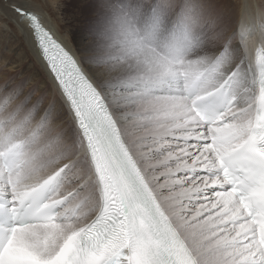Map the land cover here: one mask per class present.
Masks as SVG:
<instances>
[{
    "label": "rangeland",
    "instance_id": "obj_1",
    "mask_svg": "<svg viewBox=\"0 0 264 264\" xmlns=\"http://www.w3.org/2000/svg\"><path fill=\"white\" fill-rule=\"evenodd\" d=\"M1 1V6H7L9 2L10 4L19 2L18 0ZM28 1L42 4V12H49V16L57 21L56 24L62 29L66 26L79 33L98 32L102 34L104 40L110 42L117 37L112 35L111 39H108L106 34L109 29H125L126 32L133 33L134 41L141 39L147 46L159 50L165 47L169 53H180L185 58L195 55L197 49L203 45L199 41L207 38L206 31L204 38L205 25L212 33L217 31L221 34L224 31L216 25H213L211 30V22L208 23L209 16L202 13L197 0H20V6ZM210 2L212 4V0L206 2L208 10ZM1 6L0 15L4 17L0 16L2 19L0 22L5 27H0V147L24 142L27 169L24 168L20 178L17 175L19 184L51 172V168L56 163L69 162L67 172H62L63 182L62 187L60 186L62 192L70 189L66 195L69 201L68 209L74 208L75 204L80 212L87 200L97 208L100 200L99 192L94 180H91L87 173L86 167L89 164L83 152V142L75 121L44 73L35 54L29 55L20 44L22 41L17 34L18 28L10 21L11 17H7ZM225 8L224 6L223 10ZM214 14L210 15V19H216L217 14ZM262 17L264 19V14ZM260 30L264 31V28L260 27ZM65 33L62 30L61 34ZM231 33H235V28ZM162 34L166 37L163 41ZM225 35L227 33L223 35L222 45L227 46L234 40L229 34ZM124 40L130 45L128 36L125 35ZM112 48L118 49V46ZM98 64L101 65L100 62ZM90 69L99 79L96 68ZM161 76L158 71L143 70L133 76L127 74L113 78L111 82L107 81L100 86L108 93L109 90L128 92L130 88L127 85L138 87L139 106L133 104L126 106L121 99L114 101L111 98L110 103L108 102L109 107L118 118V126L125 142L142 170L147 175H151L150 185L153 191L162 199L161 202L175 225L178 222L176 227L190 246L198 264H252L251 261L256 258L254 256L251 260L241 259L242 255H247L246 252L250 250L247 245L249 239H246L249 235L248 231L244 234L238 233V228L246 221L233 219L222 227L219 224L222 219L219 218L218 221V217H215L217 211L223 207L219 206L220 201L225 200L227 194L222 184L210 186L208 183L218 177L215 170L210 169V159H207L211 157L215 166L214 158L206 143L208 138L206 131L202 128L204 131L202 138L190 136L193 131L199 129H193L197 124L193 121L188 100L181 102L182 94L177 91L164 92L151 89L161 86ZM168 97L172 99L170 103L166 102ZM179 103L182 108L179 107ZM176 105L177 114L173 118L170 107ZM123 116L128 119L123 121ZM244 127L245 125L240 127L241 130ZM185 135L189 137L180 138ZM190 143H197L201 147L195 150L190 147ZM78 165L82 167L85 177L79 175L81 169ZM204 180L209 185L206 184L204 188L202 185L200 191L198 185ZM217 180L220 182L219 178ZM4 182L0 177V183ZM63 186L68 187L63 188ZM84 218L87 216L82 215L78 220L82 222ZM59 224H67L68 227L76 229L79 225L77 215L74 219ZM227 226L233 230H225ZM26 242L28 245L31 243ZM17 244L22 246L20 255L28 257L29 253L24 251L22 242L17 239ZM254 245L252 243V246Z\"/></svg>",
    "mask_w": 264,
    "mask_h": 264
},
{
    "label": "bare ground",
    "instance_id": "obj_2",
    "mask_svg": "<svg viewBox=\"0 0 264 264\" xmlns=\"http://www.w3.org/2000/svg\"><path fill=\"white\" fill-rule=\"evenodd\" d=\"M18 1L19 2H17L16 4L15 3L10 4L9 2L7 6L0 5L1 9L5 12V14H7V17H11L9 18L10 21L16 24L18 28V32L17 31L16 32L17 34L20 35L22 41V43L20 42V44H22L23 48L27 51L29 55H31L32 53L35 54L37 61L43 67L44 73L47 75L48 79L50 80V82L53 84L54 88L58 92L64 105L67 107L70 116L74 119L77 130L80 133L83 142V152L85 145L84 139L81 135V131L78 128L76 120L73 116V115L77 116V112L75 110L72 111L70 109L69 107L70 98L68 94L64 91V88L58 76L51 68L50 63L48 62L46 56L44 55L41 48L38 46L35 39L34 29L30 25V20L27 17H26L27 19L25 18V13L27 12L36 14L38 21L41 23L42 27L44 29H47L48 32L51 33L53 38L59 40L67 49H69L75 55V57L78 59L83 69L88 73V75L92 78L94 84L98 87L104 99L107 100V103L108 102L110 103V100L112 98L114 101H117V99H121V101H123L124 104H126V106H130L132 104L134 106L140 105V100L137 98V90H138L137 86L131 87L130 85H127V87L130 88L128 92H123L119 90H109V93L111 94L110 97V94L106 92L105 89H102L100 84H104L107 81L111 82L113 78H118L120 76L127 74L133 76L135 74H138L139 72H142L143 70H148V72L158 71L162 74L160 79L161 86L151 87L152 90L154 91L162 90L164 92L177 91L179 94H182L181 86H180L181 75L184 74V76L187 77L188 79H192L199 72H201L205 68H208L203 85L204 92L214 88L226 76L230 75L233 83L234 96H238L237 103L235 107L232 109V111L233 112L238 111L240 115L236 118V120L232 124L230 123L226 126H228L230 131L236 130L238 132L241 131L240 127L244 125L245 127L249 128L251 122L250 121L248 122V119H250V117H252L253 115V110L255 107V97H256V82H255L256 74L254 69L256 48L259 45L264 47V31L263 30L259 31L260 27L264 28V19L262 17V14H264V0H212V4L210 2L209 10L206 4L207 0H197L199 2L198 5L199 9H202V13L204 15L209 16L208 23L211 22V30L213 25H216L218 28H221L224 31L221 34H218L217 31L212 33L210 32V28L206 29L207 25H205L203 29L204 38H205V31L207 33V38L202 41H199L200 44L202 43L203 45H201V47L197 49L195 55H192L191 57L188 58L182 57L180 53L177 54L169 53L168 52L169 50L168 51L165 50L166 54L162 53L161 50L157 49L156 47L147 46L146 44H144V42L141 41V39H137L136 41H134L133 33H131L130 31L126 32L125 29L123 30L117 28L116 29L108 28L109 31L108 34H106V36H108V39H111L112 35L117 37L114 38L112 42L104 40L102 38V34L98 32L93 33L86 31L79 33L74 31L72 28L66 26L62 29L58 24H56L57 21L55 22L54 19H52L51 16H49L48 14L49 12L48 13L42 12L43 10L42 9L43 7H41L42 4L38 3L37 1H30V2L28 1L25 3V5L20 6L21 2L20 0ZM34 2H36V4ZM0 3H2V1ZM224 6L226 7L225 10H223ZM53 12H55V10ZM213 13H215L214 15L217 14V16L215 17L216 19H214L213 17H212L213 19H210L211 18L210 15H212ZM0 16L4 17V15H0ZM1 26L3 25L0 22V27ZM3 27H5V25ZM234 28H235V33H231ZM62 30L66 32L63 35L61 34ZM225 33H227V35L229 34L230 35L229 37L232 36L234 40L227 46H224L225 44L222 45L223 42L222 39L224 38L223 35ZM125 35L128 36L130 45L125 42L124 40ZM96 36L99 37V39ZM71 37H75V38H71ZM94 38L96 39L94 40ZM242 39H244V41ZM130 41H133V43ZM115 45L118 46V49L112 48ZM201 48L204 50L201 51L200 50ZM244 54L246 55L245 56L246 58L244 57ZM96 59H98L99 61H97ZM98 62H100L101 65H99ZM103 62H106V64L103 65L102 64ZM90 68H96L97 76L99 77V79L92 74ZM124 94H128V96H123ZM181 96H182L181 102H186V99L184 98L183 94ZM171 101L172 99L170 97H168L166 100L167 103H170ZM180 104L181 103H179V107L182 108ZM176 107L177 105L170 107L171 115L173 118L177 114ZM250 108L251 111H249ZM190 113L191 115L193 114L191 110ZM115 118L118 121V118L116 116ZM192 118L195 124H197L196 126L193 125L194 126L193 129H199V130L193 131L190 134V136L192 137V135H194L196 137L202 138V135L204 134V131H202L203 127L201 124H199V121L196 119L194 114L192 115ZM127 119L128 117L125 116H123L122 118L123 121H126ZM232 125L234 126L233 128ZM121 134L123 133L121 132ZM182 137L187 138L189 136L185 135V136H181L180 138ZM123 139L125 138L123 137ZM190 144H191L190 147L194 148L195 150H198L199 147H201V145H198L197 143H190ZM208 150L206 148V151ZM85 155L89 164L88 167H86L88 168L87 173L89 175V178H91V180H94L97 186L99 192V199H100L99 206H100L101 203L100 186L96 176L93 173L91 161L86 153ZM207 159H210L209 162L210 163L209 166L211 167L210 169L212 171L213 170L216 171L217 168L215 167L216 165L215 166L213 165L212 158L207 157ZM78 167L81 169L79 175L85 177V173L82 167L79 165ZM84 167L85 166H83V168ZM68 168H69V162L63 161L61 163H56L51 168V172H47L45 175L39 176L33 180H29L26 183H20L16 188H14V190L17 192H21L30 189L36 186L41 181L48 178L55 171L60 170L59 172L62 175V172L63 173H65V171L67 172ZM197 168L200 169L202 167H197ZM25 169L27 168L25 167ZM23 171L24 169H22L18 173L19 178L22 176ZM143 173L147 177V180L149 181L150 184V181L152 179L150 177L151 175H147L146 172L144 171ZM2 175L3 173L0 170L1 178ZM217 179H215L216 181L212 180L208 182L210 183V186H212L213 184H222L225 188L226 184L224 183V181L220 180L219 182ZM208 183L206 182V180L201 181V183L198 185L199 190L202 191L201 186L203 185L202 188H204ZM210 186L208 188H210ZM6 187L7 186L5 185V182L0 183V191H5ZM64 187L65 186H63V188ZM61 189L62 188H59V192L57 193V197L59 198L67 195L68 191L70 190V189L68 190L65 189L62 192L63 189L62 190ZM66 190L67 192H65ZM226 194L227 195L225 200L222 199L219 203V206H223V207L220 210H218L217 213L215 214V217H218V221L219 218L222 219V222H219V224L222 227L223 224L228 225L227 223L230 220L244 219L245 217L241 209L234 204L233 200L231 199V195L227 191ZM155 195L161 202L162 199H160L156 193ZM78 199L80 200L79 197ZM99 206L95 208L94 204L90 200L85 201L84 207L77 214V223L79 225L76 226L78 228L75 227L76 229L72 227H68L67 224H59V223L37 224L35 226H28L24 228L22 233L18 237V240L22 242L24 251L29 253L28 255L29 258L47 261L52 257L57 247L69 234H71L73 231L79 228L85 227L86 225H88L90 221H92ZM64 209H68V207L65 206ZM82 215L87 216V218H84V221L80 222V220L78 219H80V216ZM251 226L252 225L246 221V223H243L241 227L239 228L237 227L239 230L238 233L240 234L246 233L249 230L248 228H250ZM225 230L232 231L233 229L227 226ZM26 236L27 239L25 240ZM233 238L234 237H232V239ZM246 239H248V237ZM26 241L31 243L28 245ZM248 249L250 250L246 252L248 253L247 255L246 254L242 255L243 253L240 254L242 255L241 257L242 261L248 260V258H250L249 260H251L254 257L256 258L252 261H256L258 258V254H257L259 250L258 247L256 245L252 246V244L248 243ZM252 256L254 257L252 258ZM120 264H126V262L122 261V263Z\"/></svg>",
    "mask_w": 264,
    "mask_h": 264
},
{
    "label": "water",
    "instance_id": "obj_3",
    "mask_svg": "<svg viewBox=\"0 0 264 264\" xmlns=\"http://www.w3.org/2000/svg\"><path fill=\"white\" fill-rule=\"evenodd\" d=\"M32 21H33L34 24L36 25V26H34L35 29L38 28V30H39V27H41V26H40V24H38V20H37L36 18H33ZM41 28H42V27H41ZM40 32H41V34H42V38H44V41H45V44H46V45L48 44V42H52V39H50L51 36L48 35V34H46V31H44L43 29H40ZM46 37H47V38H46ZM49 51H52V49H49Z\"/></svg>",
    "mask_w": 264,
    "mask_h": 264
},
{
    "label": "clouds",
    "instance_id": "obj_4",
    "mask_svg": "<svg viewBox=\"0 0 264 264\" xmlns=\"http://www.w3.org/2000/svg\"><path fill=\"white\" fill-rule=\"evenodd\" d=\"M165 39H166V37L164 36V34H162V35H161V40L163 41V40H165ZM161 52L166 54V52H165V48H164V47H161Z\"/></svg>",
    "mask_w": 264,
    "mask_h": 264
},
{
    "label": "snow or ice",
    "instance_id": "obj_5",
    "mask_svg": "<svg viewBox=\"0 0 264 264\" xmlns=\"http://www.w3.org/2000/svg\"><path fill=\"white\" fill-rule=\"evenodd\" d=\"M41 46H42V48L44 47L43 44Z\"/></svg>",
    "mask_w": 264,
    "mask_h": 264
}]
</instances>
